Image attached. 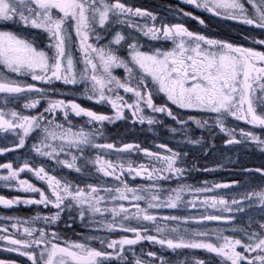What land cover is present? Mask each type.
<instances>
[{"label":"snow or ice","instance_id":"obj_1","mask_svg":"<svg viewBox=\"0 0 264 264\" xmlns=\"http://www.w3.org/2000/svg\"><path fill=\"white\" fill-rule=\"evenodd\" d=\"M182 2L264 30V0ZM183 15L198 19L190 11ZM40 35L46 42L33 38ZM253 43L264 45V40ZM116 69H123V75L115 74ZM57 83L97 104L110 105L114 115L82 107L73 99L54 98L58 91L65 95ZM0 94V133L16 138L13 147L0 148V155L24 148L30 138L34 154L15 166L0 163V182L38 195L27 199L0 195V206L43 205L50 212L38 211L30 218L0 217L6 221L0 225V250L26 257L24 264H165L156 251L141 249L137 254L135 246L147 241L172 252L204 250L219 258L215 264H264V186L236 189L231 199L213 195L200 201L219 214L158 217L150 210L195 208L200 199L196 194L233 188L239 181L211 187L205 181L204 187H194L185 183L188 151L165 143L156 145L164 150L161 153L139 144L119 147L100 141L104 122L125 119L127 110L134 123L149 126L170 118L178 125L172 132L180 133L185 145L201 150L214 149L215 143L208 145L203 136H192V125L210 135L219 129L226 137L225 146L254 143L264 152V51L208 38L180 22L159 20L152 11L125 0H0ZM15 105H22V110ZM73 116L86 118V126L77 127ZM232 121L259 128L262 135L230 126ZM92 150H99L94 158ZM141 154L147 160L137 163L133 157ZM57 166L82 177L95 173L105 182L81 186L66 173L56 172ZM243 171L264 179V167ZM25 172L46 188L22 179ZM137 177L151 183L131 186L129 178ZM173 180L177 185L172 188L158 183ZM186 195L194 199L187 200ZM252 208L261 213L259 219L249 218L246 225L233 223L237 214ZM77 219L92 234L68 240L59 225L63 222L71 229ZM206 221L222 226L211 227ZM113 232L132 237L112 238ZM0 264L16 261L0 259ZM195 264L207 261L197 259Z\"/></svg>","mask_w":264,"mask_h":264},{"label":"flooded vegetation","instance_id":"obj_2","mask_svg":"<svg viewBox=\"0 0 264 264\" xmlns=\"http://www.w3.org/2000/svg\"><path fill=\"white\" fill-rule=\"evenodd\" d=\"M129 5H134L141 7L142 9H147L152 11L157 15L159 20H166L170 23L180 22L184 24L190 31L205 35L208 38L222 40L228 43H232L238 47H251L257 51H264V45L255 44V40H264V30L256 29L254 27L244 25L235 20L224 19L219 16H213L211 13L205 12L203 10L195 9L194 7L184 4L182 0H125ZM190 11L194 16H197L198 19L193 20L191 17H186L183 15V11ZM203 20L204 23L201 24L199 21ZM35 32L36 30H32ZM34 39L38 41H45L43 35L34 36ZM74 38V33H73ZM142 40L145 38H141ZM46 42V41H45ZM103 42V41H102ZM157 43V42H150ZM164 44L165 42H159ZM167 46L170 47V42H167ZM75 55H79L78 52H75ZM115 74L123 75V69L114 70ZM33 84H36L38 87L49 88V85H42L39 82L30 81ZM55 87L58 90H63L65 95L61 96L58 91L54 98H66L73 99L77 103L81 104L82 107L88 108L90 110L96 111L101 114L113 116L114 112L111 109L110 105L107 104H97L94 101H90L84 98L80 92L70 91V86H65L63 84L57 83ZM2 95V94H0ZM51 95V93H50ZM130 95V94H129ZM42 106L46 104V101H41ZM18 110H22V105H15ZM175 111L180 112L181 110L175 109ZM38 110L42 111V107ZM28 111V110H24ZM32 112L37 111L36 109L31 110ZM148 115H153L148 112ZM160 118L159 114H155ZM62 119V117H61ZM73 121L76 123L77 127L86 126V118H77L72 117ZM162 124H154L149 126L147 123L140 124L139 122H133L134 118L131 117V113L125 110V119L116 120L114 123L104 122L103 127L101 128L102 135L100 136L101 142L114 143L119 147H122L125 143L139 144L141 148H147L151 151H158L163 153V149L156 147L157 144L165 143L169 147L176 149H182L189 152L187 159V167L190 171L187 173L185 183L191 184L194 187H204L205 181H207V186L211 187L216 183H228L231 184L233 181H239L238 185H234L233 188L229 189H215L210 193H199L196 194L199 196V200H196L197 207H183L181 206L178 209H152L150 210L153 214L159 216L164 215H180V216H194L200 217L209 213H218L217 209L209 208L202 206L200 201L204 197H210L213 195L223 196L224 198L231 199L232 196L237 195L236 189L246 190L249 188H254L259 190L261 186H264V179H261L259 173H246L243 171L245 168H261L264 167V152H261L260 149L254 144L249 143L247 145H228L225 146L224 140L226 137L219 132V129H215L212 135L209 134V131L196 128L195 125H192L189 130L190 134L195 138L199 139L201 136L204 137V142L208 145L215 143V148L209 150L205 148L201 150L200 146L185 145L181 141L180 133H173V128H178L175 121H172L168 117H162ZM239 125V128H244L245 130L254 131L257 135H262L259 128H252L250 125H244L242 122L232 121L230 126ZM96 127H100L96 125ZM239 128L237 131H239ZM31 138L24 148H17L13 152H6L3 155H0V163L13 162L14 166L16 164L22 163L25 159H32L33 153L31 152ZM16 143V138L9 134L0 133V148L3 147H13ZM99 150H92L93 158L96 152ZM110 151V150H105ZM205 152L207 154L205 155ZM133 159L137 163H141L147 160L142 154L139 156H134ZM51 163V162H49ZM47 167V165H46ZM204 169H209L204 171ZM3 171V170H0ZM56 172H63L67 174V178L73 182H78L83 186L86 183H104L105 180L102 179L99 175L93 173L91 175L81 176L76 172H69L68 169H62L57 166L55 169ZM22 179H28L29 182L36 184V186L41 188H46V185L37 180L31 173H21ZM108 182L110 178H107ZM131 186H140L151 183L137 177L135 180L129 178L128 180ZM158 183L164 185L165 188L176 187L177 181H158ZM0 195L5 196L6 198L20 197L22 199L27 198H38V195L35 193H25L18 192L15 188L5 187L3 182H0ZM185 199L192 200L194 199L193 195H186ZM127 204V202H124ZM142 207H145L143 201L139 202ZM50 214L49 209L43 207V205H19L13 209H6L3 206H0V217L4 216H14L22 218H30L37 214ZM55 209H51V212H55ZM134 211V209H133ZM247 214L240 213L237 214V220L233 223L237 225H246L249 218L256 220L259 219L261 213L257 208H252L246 210ZM228 215V213H224ZM64 220L68 219L67 213L64 214ZM6 221L0 220V225L5 224ZM72 223V221H69ZM134 223V222H133ZM209 226L216 227L222 226V222L218 221H206ZM63 236L68 240H82L84 235H91L89 228L82 225L77 219L73 223L71 229L64 228L63 222L59 225ZM11 231V229H10ZM152 234H155L153 231ZM229 234V233H226ZM121 235H127L132 237L131 233H119L113 232L110 234L112 238H120ZM237 235H239L237 233ZM93 246L99 247L97 241L91 242ZM137 254H140L141 249L143 251H156L161 255L165 261V264H195L197 259L207 261V264H215V261L218 260V257H215L214 254L207 253L204 250H177L172 252L171 250L161 249L159 245L151 244L147 241H142L141 244L135 246ZM111 251V250H109ZM0 259L4 260H13L16 261V264H24L26 257H20L16 253H9L3 250H0ZM30 264V262H27ZM159 264V262H158Z\"/></svg>","mask_w":264,"mask_h":264}]
</instances>
